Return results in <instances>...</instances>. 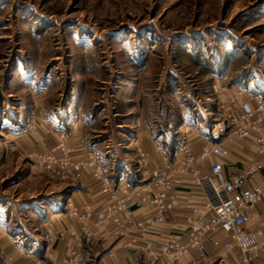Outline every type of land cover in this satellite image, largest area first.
<instances>
[{"label": "rangeland", "instance_id": "1", "mask_svg": "<svg viewBox=\"0 0 264 264\" xmlns=\"http://www.w3.org/2000/svg\"><path fill=\"white\" fill-rule=\"evenodd\" d=\"M230 93L264 101V0H0V261L8 244L45 249L49 215L86 174L37 164L30 124L93 153L121 193L162 168L149 171L142 130L164 159Z\"/></svg>", "mask_w": 264, "mask_h": 264}, {"label": "built area", "instance_id": "2", "mask_svg": "<svg viewBox=\"0 0 264 264\" xmlns=\"http://www.w3.org/2000/svg\"><path fill=\"white\" fill-rule=\"evenodd\" d=\"M226 99L227 104L222 105V119L210 128L214 138L225 134L245 138L264 129L263 100L254 105L249 98L231 93ZM30 127L32 130L37 128L36 124ZM65 136L66 132L62 130L60 140ZM73 152L74 148L65 147L63 141H59L47 150L34 152L32 158L54 177L69 178L84 172L100 183L101 192L106 196L100 209L80 208L69 198L64 210L58 212L61 220L71 218L77 222L79 238L94 240L97 233L93 226L106 227L98 232L102 238L133 230H151L166 211L179 206L181 196L175 189V181L178 177L189 175L202 193L201 205L187 217L184 237L171 236L158 242L146 239L141 248L148 258L161 264H181L183 256L191 250L203 256L207 252L205 241L216 232L226 235L223 243L226 250L222 258L228 257L231 249L238 246L242 252L240 264H252L253 257L264 250V230H248L245 227L255 205L264 198V186L241 190V177L225 173L224 161L228 152L219 143L209 142L196 152L187 134H182L173 161L164 153L167 160L165 166L157 169L149 182L131 190L123 189L121 193L113 188L103 163L93 153L76 157ZM211 156H215L217 161L211 164L209 171L204 172L197 167L199 162ZM140 207L147 215L139 219L135 209ZM58 231L54 229L52 232L55 234ZM53 234L50 232L48 237ZM131 243L132 240L128 242ZM42 264H95V261L81 259L78 248L73 247L64 260L52 259Z\"/></svg>", "mask_w": 264, "mask_h": 264}, {"label": "crops", "instance_id": "3", "mask_svg": "<svg viewBox=\"0 0 264 264\" xmlns=\"http://www.w3.org/2000/svg\"><path fill=\"white\" fill-rule=\"evenodd\" d=\"M30 125L29 129H31ZM185 126H190L192 130H185ZM185 126L182 130L185 131L191 140L196 152H199L209 142L219 143L227 150L228 155L224 161L225 173L228 176L236 175L241 177V190L249 191L264 186V129L245 138H238L231 134L214 138L210 133V129L207 132H203L191 124L187 123ZM193 129L196 130L193 131ZM35 130L26 131L27 133L24 132V135L34 133L40 139L39 142L43 151L47 150L51 142L49 141L50 135L48 136L45 133L43 135L38 134V131ZM146 133V131L142 130L140 135L138 134L136 141L138 144L142 143L144 145L147 153L146 159H149L150 162L149 171H152L150 169L164 167L167 160L165 157L164 159L162 158V154H156L153 139L148 138L150 135ZM65 142L69 143L67 137ZM168 151L165 150L169 160L173 161L175 150H173V153L169 151V154ZM82 152H84L83 154L86 153L85 150H82ZM159 152L161 153V151ZM215 161H217V158L211 156L199 162L197 167L206 172L210 170L211 164ZM78 175H80L78 176L79 179L73 187H80L74 189L79 191H74L71 194L75 204L80 208L88 206L92 210L100 209L106 201V196L101 192L100 183L89 174ZM128 182L132 183L129 180L119 181L121 184ZM175 189L181 196L179 206L166 211L157 226L145 232L133 230L115 237L102 238L98 232L104 231L106 227L93 226V230L97 233L96 238L94 240H86L79 238L78 225L75 220L71 218L61 220L58 217L60 210L57 212L54 210V213L49 215L51 227L48 229V235L54 229L59 231L53 234L51 238L48 237L49 242L45 249L40 253H34L29 250L23 252L13 246H8V244L2 250L5 255L0 264H42L50 262L52 259L64 260L73 247L78 248L81 259H93L95 264H143L142 259L146 261L145 264H157L149 259L141 248L144 241L150 239L158 242L171 236L184 237L187 229V217L193 213L195 207L199 208L201 205L202 193L189 175L178 177L175 181ZM135 215L140 219L146 217L147 212L143 207H140L135 209ZM245 227L248 230L256 228L264 230V198L255 205L254 210L246 220ZM225 239V233H213L205 241L207 250L205 255L202 256L198 252L191 250L183 256L181 264H240L242 252L238 246H234L231 249L228 257L222 258L226 250L223 244ZM130 240H132V243L128 244ZM252 264H264V250L253 257Z\"/></svg>", "mask_w": 264, "mask_h": 264}]
</instances>
